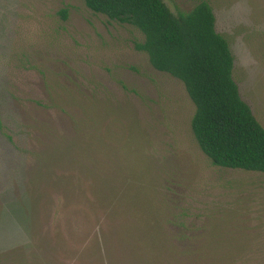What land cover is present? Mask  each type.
Listing matches in <instances>:
<instances>
[{
  "label": "rangeland",
  "instance_id": "rangeland-1",
  "mask_svg": "<svg viewBox=\"0 0 264 264\" xmlns=\"http://www.w3.org/2000/svg\"><path fill=\"white\" fill-rule=\"evenodd\" d=\"M200 1L163 0L174 15ZM205 1L264 129V0ZM142 42L82 0H0V256L151 264L166 230L241 251L230 264H264V174L211 164L184 85Z\"/></svg>",
  "mask_w": 264,
  "mask_h": 264
},
{
  "label": "trees",
  "instance_id": "trees-1",
  "mask_svg": "<svg viewBox=\"0 0 264 264\" xmlns=\"http://www.w3.org/2000/svg\"><path fill=\"white\" fill-rule=\"evenodd\" d=\"M82 1L91 12L138 30L143 42L134 44L135 50L147 55L154 70L182 82L195 106L191 131L213 166L264 174V129L241 99L232 76L233 56L226 39L216 32L207 1L178 15L163 0ZM60 13L65 19L66 12ZM58 144L55 149L61 148ZM157 210L170 213L166 202ZM161 232L159 252L146 254L151 264H230L234 251L242 253L222 248L220 241L205 234L191 239L186 233ZM46 263L44 255L28 258L21 249L0 256V264Z\"/></svg>",
  "mask_w": 264,
  "mask_h": 264
}]
</instances>
